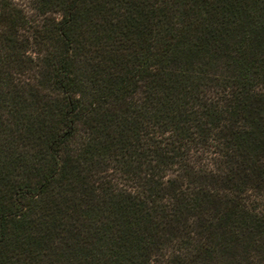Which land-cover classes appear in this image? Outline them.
Listing matches in <instances>:
<instances>
[{
  "label": "trees",
  "instance_id": "obj_1",
  "mask_svg": "<svg viewBox=\"0 0 264 264\" xmlns=\"http://www.w3.org/2000/svg\"><path fill=\"white\" fill-rule=\"evenodd\" d=\"M0 264H264V0H0Z\"/></svg>",
  "mask_w": 264,
  "mask_h": 264
}]
</instances>
